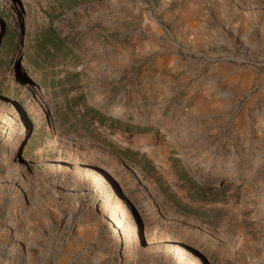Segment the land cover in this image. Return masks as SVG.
<instances>
[{"label": "rangeland", "instance_id": "rangeland-1", "mask_svg": "<svg viewBox=\"0 0 264 264\" xmlns=\"http://www.w3.org/2000/svg\"><path fill=\"white\" fill-rule=\"evenodd\" d=\"M7 25L0 264H264V0H0Z\"/></svg>", "mask_w": 264, "mask_h": 264}, {"label": "trees", "instance_id": "trees-1", "mask_svg": "<svg viewBox=\"0 0 264 264\" xmlns=\"http://www.w3.org/2000/svg\"><path fill=\"white\" fill-rule=\"evenodd\" d=\"M19 33L16 29L11 28L10 26H5L4 31L0 34V76L10 71V68L13 66L11 61L7 58V55L10 54L15 48V39L18 37ZM38 51L45 54L46 56L51 55V53L58 51L61 47H64L71 54H75L74 50L68 44H64L63 40L57 35L55 30L49 31L43 34L38 41ZM61 49V53L64 51ZM7 50V51H6ZM38 59L29 58L27 61L28 66L38 65Z\"/></svg>", "mask_w": 264, "mask_h": 264}]
</instances>
